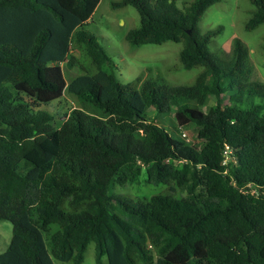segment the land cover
Returning <instances> with one entry per match:
<instances>
[{
	"label": "trees",
	"instance_id": "1",
	"mask_svg": "<svg viewBox=\"0 0 264 264\" xmlns=\"http://www.w3.org/2000/svg\"><path fill=\"white\" fill-rule=\"evenodd\" d=\"M100 1L0 0V220L13 224L0 264H83L92 241L97 264H264V81L240 37L211 49L223 27L199 21L221 0L112 2L140 14L128 42H183L181 66L200 70L175 84L103 68L85 29ZM250 1L247 30L264 23V0ZM63 63L84 72L68 82ZM67 94L81 105L58 116ZM151 109H174L177 136ZM143 168L165 192H114Z\"/></svg>",
	"mask_w": 264,
	"mask_h": 264
},
{
	"label": "rangeland",
	"instance_id": "2",
	"mask_svg": "<svg viewBox=\"0 0 264 264\" xmlns=\"http://www.w3.org/2000/svg\"><path fill=\"white\" fill-rule=\"evenodd\" d=\"M117 0H101L92 17L85 25V29L96 35L100 45L110 55V62L103 68L108 72H114L118 79L127 83L135 80L138 76L155 77L164 79L170 83L188 81L200 70L199 67L192 69L183 68L178 59L183 42L168 40L163 43L133 44L127 41V32L140 24V14L136 7L126 5L113 7L112 2ZM181 0L179 6L182 7ZM254 5L250 0H221L214 3L201 16L199 25L203 31L222 26V31L214 36L210 47L214 51L229 50L234 37H240L248 46L251 59V80L264 81V23L253 30H247L245 25L251 16ZM71 53L76 57L83 55L76 46L72 47ZM179 61V66L176 64ZM66 80L69 82L75 76L84 72L80 67H68L63 63ZM215 103L210 99L207 105ZM78 98L67 94L61 100V104L54 109L58 116L63 115L68 108L80 106ZM207 106H204V109ZM151 109L149 115L163 124L167 130L177 136L179 133L175 127L174 109L167 115H157ZM182 135L190 142L196 141V126L191 124L182 127ZM166 184H153L147 180L146 169L135 181L125 185L113 184L115 193L125 194L131 199L142 196H150L165 192ZM13 235V224L9 220H0V253L8 249ZM96 248L92 241L85 252L83 264H97L95 260ZM107 259V257H106ZM105 259V260H106ZM56 264H66L55 260Z\"/></svg>",
	"mask_w": 264,
	"mask_h": 264
}]
</instances>
